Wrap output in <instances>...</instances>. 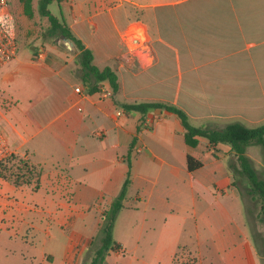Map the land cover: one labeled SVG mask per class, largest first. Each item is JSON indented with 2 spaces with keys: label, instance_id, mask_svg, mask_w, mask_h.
I'll list each match as a JSON object with an SVG mask.
<instances>
[{
  "label": "crops",
  "instance_id": "obj_1",
  "mask_svg": "<svg viewBox=\"0 0 264 264\" xmlns=\"http://www.w3.org/2000/svg\"><path fill=\"white\" fill-rule=\"evenodd\" d=\"M57 9L93 62L116 70L119 88L103 80L89 91L66 38L0 67L9 154L38 172L18 183L0 175V264L83 262L128 170L113 237L135 224L134 240H171L164 264H172L187 247L174 230L191 226L198 245L212 239L210 253L186 248L199 263L259 264L239 222L229 144L198 136L191 145L175 113L122 104L173 102L195 125L264 121V0H62ZM187 154L202 164L188 170Z\"/></svg>",
  "mask_w": 264,
  "mask_h": 264
},
{
  "label": "rangeland",
  "instance_id": "obj_2",
  "mask_svg": "<svg viewBox=\"0 0 264 264\" xmlns=\"http://www.w3.org/2000/svg\"><path fill=\"white\" fill-rule=\"evenodd\" d=\"M7 3L16 20L18 57L27 56L31 53V48L34 49L42 41L51 39L46 35V27L48 26L47 17L38 12L37 0H32L33 13L30 16L23 13L19 0H7ZM48 7L51 12L57 14L56 1L50 2ZM196 123L194 121V124ZM207 125L219 126L220 123L211 121ZM246 154L250 157L251 163L258 175L264 177V150L262 147L257 143H250L246 146ZM231 160L236 162V158L232 153L228 155V161ZM220 161L223 160L220 159ZM30 167V164L24 158L8 154L0 161V175L7 176L13 180L16 178L18 181H21L33 176L34 171ZM234 178L241 193V196L237 199L241 206L240 209L238 208V214L242 216L239 222L245 229L247 228L249 237L255 244L259 264H264V224L259 212L260 198L257 194L251 195L249 193L248 180L244 175L236 172ZM223 200L226 204L230 203L225 196ZM135 230V224L129 229H122L119 226L114 229L113 234L115 237H113V240L118 243L120 242L119 244H122L123 248L120 246L117 249H109L105 253L106 260L104 264H164L165 260H168L171 240H153L152 238L134 240ZM150 232L148 230V233ZM174 232L180 233V236L178 235L176 239L177 246H184L186 244V248L190 247L192 249H196L198 246L203 253L211 252L212 245L210 240L212 239L210 235L203 239L204 241L201 245H198L196 243L198 239H196L194 229L191 226H185L184 230L177 228ZM120 238L122 240H119ZM99 245L100 238L97 236L93 244L85 252L83 262L79 263L90 264L92 255ZM186 248L177 251L173 257L172 264H201V262H198L196 256Z\"/></svg>",
  "mask_w": 264,
  "mask_h": 264
},
{
  "label": "trees",
  "instance_id": "obj_3",
  "mask_svg": "<svg viewBox=\"0 0 264 264\" xmlns=\"http://www.w3.org/2000/svg\"><path fill=\"white\" fill-rule=\"evenodd\" d=\"M56 1L58 4L62 0H37L38 12L47 17L48 26L46 27V35L54 39H69L73 44V49L77 51L75 62L79 65L82 80L88 85L89 91L93 92L99 89L100 82L107 80L111 89L117 91L119 88L118 75L114 68L106 65L99 67L93 62L92 50L87 47L83 41L78 38L69 28L64 20L61 10L59 14L51 12L48 5L50 2ZM23 13L32 15V0H19ZM126 109H136L145 112L150 107H161L167 111L175 113L185 129L186 141L194 145L198 136L207 138L210 144L217 142L227 143L230 146L232 154L236 158V162L229 161V167L234 174L240 173L247 178L248 191L251 195L257 194L260 198V218L264 224V177H260L251 163L250 157L246 154V146L250 143L259 144L264 150V121L261 123L248 126L240 120H232L225 122L221 126L195 125L193 124L187 112L179 105L164 100H149L125 102L122 104ZM202 164V161L195 158L191 154H187V169L194 170ZM31 166V165H30ZM32 168V166L30 167ZM33 176L25 178L21 181L30 182L36 179L38 172L33 169ZM130 181V170L122 183L121 189L110 204L105 207L101 213V222L99 227L100 245L95 249L90 264H104L105 253L109 249H117L120 244L113 240L112 230L116 215L123 206V198L125 196L127 185ZM15 183L19 181L15 178Z\"/></svg>",
  "mask_w": 264,
  "mask_h": 264
},
{
  "label": "built area",
  "instance_id": "obj_4",
  "mask_svg": "<svg viewBox=\"0 0 264 264\" xmlns=\"http://www.w3.org/2000/svg\"><path fill=\"white\" fill-rule=\"evenodd\" d=\"M16 35L17 25L15 17L8 7L7 0H0V67L14 58L17 52ZM136 36L139 37V35ZM128 44L136 46L137 42L130 39ZM75 90L78 92L82 91L81 85L75 86ZM110 91L109 89H100V93L103 96L111 94ZM118 113H121V111L119 110ZM10 151L9 144L0 129V161L8 155Z\"/></svg>",
  "mask_w": 264,
  "mask_h": 264
},
{
  "label": "water",
  "instance_id": "obj_5",
  "mask_svg": "<svg viewBox=\"0 0 264 264\" xmlns=\"http://www.w3.org/2000/svg\"><path fill=\"white\" fill-rule=\"evenodd\" d=\"M66 43L68 46H71V44H72L70 40H67Z\"/></svg>",
  "mask_w": 264,
  "mask_h": 264
},
{
  "label": "bare ground",
  "instance_id": "obj_6",
  "mask_svg": "<svg viewBox=\"0 0 264 264\" xmlns=\"http://www.w3.org/2000/svg\"><path fill=\"white\" fill-rule=\"evenodd\" d=\"M137 35H139L140 38H142V36L139 33H136Z\"/></svg>",
  "mask_w": 264,
  "mask_h": 264
}]
</instances>
